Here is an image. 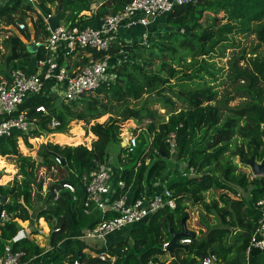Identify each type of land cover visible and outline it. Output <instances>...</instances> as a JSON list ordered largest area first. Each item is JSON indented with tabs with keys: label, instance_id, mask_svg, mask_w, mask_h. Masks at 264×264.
Listing matches in <instances>:
<instances>
[{
	"label": "trees",
	"instance_id": "trees-1",
	"mask_svg": "<svg viewBox=\"0 0 264 264\" xmlns=\"http://www.w3.org/2000/svg\"><path fill=\"white\" fill-rule=\"evenodd\" d=\"M130 1L103 0L94 8L92 0H39L41 13H38L36 37L49 34L43 14L51 13L53 5L57 9L61 6V20L81 25L100 22L102 17L118 12ZM230 5L256 10L264 6V0H197L176 5L150 26L146 43L141 37L142 32L133 42L122 36L123 30L116 36L114 45L108 51L114 56L109 68L112 77L96 89L101 98L84 95L69 103H57L58 100L52 96L38 94L28 98L21 106L31 116L39 118V126L31 133H14L1 139L0 155L22 157L20 137L31 145V137L66 132L71 120L90 121L105 113H113V103L120 102L124 103L118 114L122 120H151L144 131L147 136L139 140L135 153L128 160L120 158L121 171L117 173L126 183L124 191L128 192L130 200L153 194L146 193L148 190L155 191L156 185L163 179V173L170 166L169 157L174 154L178 159L190 153L187 159L189 165L196 166L198 172H202L197 175L175 173L165 180V186L173 191L176 207H161L148 220L132 226L131 238L109 247V257L101 259L98 255L101 248L94 249L85 240L70 236L93 226L104 216L101 211L85 212L86 190L80 175L95 169L96 163L104 162L111 151H117L119 155L125 152L126 148L117 138L121 125L108 120L95 123L92 129L97 139L90 148L84 144L61 146L50 141L42 143L34 169L30 164L21 163L24 178L0 184V202L3 196H7L3 209L10 215L8 220L0 223L1 237L13 239L17 236V219L28 221V225L33 228L30 235L17 238L14 242L13 250L23 251V260H29L44 250L37 241L38 223L44 219L49 227V243L60 244L55 251L46 253L47 256L51 255L52 264H74L75 260H79L80 264H148L150 261L164 264L160 262L159 256L168 252L163 249V244L172 238L170 229L181 230L183 217H188L189 204H202L217 215L220 224L190 237V243L174 247V258L169 264H202L203 258L211 254L222 258L226 264L246 262L245 251L258 224L259 209L256 202L264 197V175L255 176L253 167L244 162L250 167L251 175H254L250 177L247 170H242L230 159L225 160L224 176H219L213 166L221 161L230 150L232 140L237 137H241L242 144L236 143L238 153L234 155L240 154L242 161L250 156H254L256 161L264 159V60L246 59L243 54L230 58L227 74L234 84V91L219 96V91L205 80L206 76L216 80L219 71L211 68L207 58H202L204 47L214 38L217 26L229 19V15H222L221 12ZM30 10L36 11L27 0H10L0 5V31L6 30L4 24H15L19 31L11 29L2 40L0 75L9 76L14 69L32 72L36 69V61L43 55L42 46L32 47L34 50H31V43L21 37V34L27 39L31 37L27 32V23L25 29L17 25L25 21ZM84 10L93 13L87 15L83 13ZM16 15L20 20H16ZM142 29L145 30L144 27ZM256 34L260 42L264 43V22L258 24ZM103 54L94 51L95 58ZM88 60L85 56L79 64H85ZM241 60L245 61V65L241 64ZM166 87L175 92L187 106L177 111L175 101L163 94ZM153 91L157 93L156 98L162 100L163 107L169 108L168 118L159 124L156 122L159 116L156 110L145 105L131 107L128 104V100H140L145 93ZM236 97L243 98V102L231 105L230 101ZM149 99L151 97L147 98L146 103ZM80 102L81 105H78ZM38 105H45L49 113L37 112ZM53 116L59 121L56 127L52 126ZM201 130L204 131L203 147L191 149L193 138ZM172 132L177 139L174 153L170 152L167 141ZM59 138H63V135ZM245 147L248 152H244ZM57 156L61 162L57 161ZM42 169L48 171L52 178L45 193V178L39 175ZM236 170L239 172L236 173ZM65 182L73 183L75 190L63 187ZM238 186L247 191L250 203L245 196L235 199L228 194V191L238 194ZM212 188L223 189L224 192L219 198L207 201L205 192ZM56 191H59L58 195ZM121 193L122 189H118L116 195L120 196ZM112 216V212L105 214L107 218ZM232 227L239 231L238 236L232 243L226 244V236L232 233ZM66 242L73 244L62 245ZM87 248L95 254L89 255ZM4 251L5 246L0 242V255ZM41 259L44 261L47 257ZM254 260L256 264H264V252L256 254Z\"/></svg>",
	"mask_w": 264,
	"mask_h": 264
},
{
	"label": "built area",
	"instance_id": "built-area-1",
	"mask_svg": "<svg viewBox=\"0 0 264 264\" xmlns=\"http://www.w3.org/2000/svg\"><path fill=\"white\" fill-rule=\"evenodd\" d=\"M10 0H0V5ZM38 10L37 0H27ZM197 0H131L121 10L102 17L95 25L73 24L60 22L54 30L49 24V17L54 13L43 14L49 34L43 40L33 42L42 46L43 55L36 61V69L32 72L24 69H14L9 76L0 75V140L12 136L14 133L28 134L38 128L39 118L31 116L27 109L21 106L28 98L34 95L43 94L48 96H59L64 101H73L83 97L84 94L96 90L103 81L109 80L112 74L109 68L114 61L108 51L114 45L116 36L123 30L136 26H143L142 32L144 43L147 42L149 31L159 17L172 11L176 5L189 3ZM41 12V10H40ZM20 29L26 28V23H18ZM78 51L86 52L84 57L89 58L85 64L72 65L69 59L74 57ZM94 51L104 53L102 57L95 58ZM83 58V57H82ZM37 112L48 114L45 105H38ZM52 126L59 124L58 119L51 118ZM167 141L170 145V152L177 150V139L175 133H170ZM126 151L135 152L139 145L136 134H130L123 141ZM61 162L60 157H56ZM105 159L104 162H97L96 168L86 171L80 175V179L86 190L84 210L86 213L101 211L104 216L93 226L85 228L81 233L71 235L74 239H105L112 232L119 231L127 226H134L150 218L159 208L169 205L176 207V200L173 191L164 187L162 191L154 192L149 196H142L130 200L128 192L124 191L125 181L121 176L114 178V166ZM184 175H193V166H188L181 171ZM63 187L74 191L75 185L65 182ZM122 189L120 196L117 190ZM59 194V191H56ZM116 195V196H115ZM259 209L257 227L253 230L250 242L246 248V262L252 263V255L257 252H264V197L256 202ZM112 212L114 216L105 217L106 213ZM8 220V214L2 209L0 223ZM16 238V237H15ZM0 241L5 246V251L0 255V264H32L33 258L23 260V251H14L15 239H4L0 234ZM183 243H190V237L182 239ZM169 241L163 244L167 250ZM60 245V244H58ZM58 245L47 244V247L36 254L42 256L55 251ZM168 251V250H167ZM101 259L109 257L108 248L100 250L98 254ZM113 259V256H111ZM218 260L214 254L203 258L202 264H214ZM74 264H80L75 260ZM148 264H155L149 262Z\"/></svg>",
	"mask_w": 264,
	"mask_h": 264
},
{
	"label": "rangeland",
	"instance_id": "rangeland-1",
	"mask_svg": "<svg viewBox=\"0 0 264 264\" xmlns=\"http://www.w3.org/2000/svg\"><path fill=\"white\" fill-rule=\"evenodd\" d=\"M93 1V7L97 8L101 1L103 0H92ZM37 4L39 7V0H37ZM33 7H35L33 5ZM35 10L28 11V16L25 19V23H27L29 29L27 30L28 33L31 34L30 39H27L24 35L21 34V37L28 43H33L36 41V39L43 40L44 36L36 37L38 32V13H41L40 10L35 8ZM40 9V7H39ZM57 6H52V13L57 12ZM84 14L90 15L93 13V11L84 10ZM222 15L227 14L229 15V19L224 20L222 23H220L217 26L216 33L214 38L205 45L204 52L202 54V58H207L209 63H211V68L214 71H219L217 73V79L214 80L211 76L205 78L206 81H208L211 85L214 86L215 89L219 91V96L224 95L225 93H233L234 91V84L231 82V80L228 78V67H229V60L230 58H233L237 54H243L245 55L246 59H254L258 58L259 60H264V43L260 42V40L257 38L256 29L260 22H264V6L259 7L256 10H249L248 8H245L243 6H237V5H230L225 7L222 12ZM16 20H20L19 16L16 15ZM64 20V19H63ZM65 23L67 22L64 20ZM41 22V20H40ZM18 25V24H17ZM3 27L6 30L0 31V48L2 49V40L5 36H7L10 32L8 31H17V27L15 24L11 25H3ZM19 27V26H18ZM10 29V30H9ZM136 40V37L129 39V41L133 42ZM128 41V40H127ZM4 51V49H3ZM86 52L78 51L75 53L74 57H71L69 59V63L71 61L75 62V64H79V62L83 59L84 54ZM122 54L126 52H121ZM127 57V56H126ZM241 64L245 65V61L241 60ZM175 81V80H174ZM163 90V94L168 95V97H171L175 101V108L177 111H179L181 108H185L187 104L181 100L178 95L173 92L172 90L167 89ZM175 88V86H174ZM84 95H92L97 96L101 98L102 96H99L97 91H91ZM83 95V96H84ZM54 99H57L60 103L64 101L62 97L59 96H52ZM151 97L149 99L148 103L147 98ZM157 93L156 91L151 92L150 94L145 93L143 98L140 100H134L130 99L128 100V104L131 107H141L142 105H145L146 107H150L154 110H156L159 114L156 118V122L162 123L164 120H166L169 116V108L163 107L165 106L161 99H157ZM156 98V99H155ZM107 99V98H103ZM243 102V98L236 97L235 99L230 101L231 105L239 104ZM65 103H69V101H65ZM78 105H81V102L78 103ZM124 103L120 102H114L112 106V112L105 113L101 115L98 118L91 119L90 121H86L85 119H73L71 120L67 125V131L66 132H51L47 135L42 136H36L29 138V142L31 145L27 144L25 140L20 137L19 138V148L22 153V157H16V156H3L0 155V184H8L13 183L14 179H18L21 181L24 178V175L21 174V163L30 164L32 169H34L37 166L38 163V155L37 152L39 148L41 147L42 143L45 142H53L57 143L61 146L64 145H78V144H84L88 148L92 146V142L97 139V135L92 129V126L95 123H105L108 121H114L116 124L121 125L118 129L117 138L118 141H124L127 136L130 134H136L138 137V141L142 139V137L145 138L147 134L144 132L145 128L151 123V120L149 119H125L122 120L120 117H118L120 109H123ZM111 115L113 117L109 118ZM203 130L197 132L196 136L193 138V142L191 144V149L193 148H202V134ZM63 138H59V136H62ZM65 136V137H64ZM200 141V142H199ZM242 144L241 137L234 138L230 145V150L224 155V157L219 161L218 163L214 164V169L216 173H218L219 176H224V171L226 169L227 162L226 159H230L233 161V163L238 164V167H242V170H247L250 175V177L254 176L251 175V169L250 167H247L245 163H248L247 160L252 159L253 156H250L246 161H242L241 158H243L240 154L234 155L237 151V146ZM244 152H248L247 147H245ZM135 152L129 153L125 150V152L121 153L120 155L117 154V151H111L110 157L108 159V162H111V164L114 166V171H121V160L123 159L128 160V157H131V154ZM190 157V153H187L186 155L181 156V158L176 157V154L169 157L170 166L165 170L163 173V179L167 181L172 174L180 173L181 171L185 170L189 165L188 160ZM242 161V162H241ZM149 162V160H147ZM260 163L261 161H257ZM191 167V166H190ZM195 170V174L197 175L202 172H198L197 167L193 166ZM57 173V170H54ZM239 171L236 170V173ZM254 173V171H253ZM40 176H43L45 178V183L43 186V192L45 193L47 191V184L50 181L51 176L48 171L45 169H42L39 172ZM117 175H119L117 173ZM241 194L235 195L232 192H229L232 197H239L243 198L244 196L247 197V191H245L243 188H240ZM224 191L223 189H211L207 191L206 198L208 201H211L213 199H217L220 197L221 192ZM250 199V198H248ZM250 201V200H249ZM188 211V217H186V226L188 229H191L196 234H201L202 231H207L208 228L217 226L220 224V221L217 218V215L214 212H209L203 205H192L190 204L187 208ZM10 215H8L9 219ZM19 222V228L20 227H29L28 221H23L21 219H17ZM44 219H40L38 223L39 228V234L37 235V241L39 245H42L43 249L47 247V244L49 243L48 237H49V231H48V225L46 222H42ZM130 226H127L124 229H127ZM238 235L234 234V236L229 237V240L237 238ZM103 240L104 239H85V242L89 244L92 248H103ZM73 241V240H71ZM1 242V241H0ZM2 243V242H1ZM68 244V245H67ZM72 242H66L62 245H72ZM106 245V244H105ZM87 252L89 255L95 254L90 248H87ZM169 254V252H167ZM155 264H158L156 262H153Z\"/></svg>",
	"mask_w": 264,
	"mask_h": 264
},
{
	"label": "crops",
	"instance_id": "crops-1",
	"mask_svg": "<svg viewBox=\"0 0 264 264\" xmlns=\"http://www.w3.org/2000/svg\"><path fill=\"white\" fill-rule=\"evenodd\" d=\"M61 23L62 24H64L65 23V21L64 20H61ZM98 22H95V21H93V22H88V23H84V24H86V25H95V24H97ZM151 26V25H150ZM150 26L148 27V29H150ZM143 28V26H136V27H132V28H128V29H123V32H122V36L125 38V39H127V40H129V39H131V38H134V37H136V39L137 38H139L140 37V34H141V32H143V31H145V30H143L142 29ZM143 30V31H142ZM113 59H114V56H113ZM69 64H72V65H77V64H75V62H73V61H71V63H69ZM115 176H117V173H116V171H114V177ZM165 187V178L164 179H161V181H160V183L158 184V185H156V187H155V191L154 192H157V191H160V190H162L163 188ZM212 189H215V188H212ZM211 190V189H210ZM209 191V190H208ZM154 192H151L150 190H148L147 191V193L146 194H152V193H154ZM207 192V191H206ZM205 192V193H206ZM224 191H222L221 193H223ZM229 192H231V191H228V194L231 196V194L229 193ZM241 192V191H240ZM238 193V194H241V193ZM233 193V192H232ZM235 195H237V193H234ZM206 195V194H205ZM232 197V196H231ZM232 198H235V197H232ZM238 198V197H237ZM237 198H235V199H237ZM247 199H248V197H247ZM206 200H207V198H206ZM250 199H248V201H249ZM208 201V200H207ZM249 203H250V201H249ZM190 205V204H189ZM199 205H202V204H199ZM204 207V206H203ZM96 212V211H95ZM218 218V217H217ZM43 221V220H42ZM43 222H45V221H43ZM233 228H235V227H232V229ZM33 228L29 225V227H25V226H23V227H20L19 229H18V234H17V236H16V238H14L15 240L17 239V238H20V237H24V236H28V235H30V232H31V230H32ZM131 227H128L127 229H121V230H119V231H115V232H112V233H110L109 235H107V237L103 240V245H104V247L103 248H108L109 249V247H111V246H114L115 244H117L118 242H125V241H128L130 238H131ZM191 230V229H190ZM48 231H49V228H48ZM238 233H239V231L235 228V229H233V231H232V233H229L227 236H226V239H225V241H226V244H230V243H232L233 242V237H232V239L231 240H229V237H231V236H234V234H236V235H238ZM48 240H49V237H48ZM49 244V243H48ZM106 244V245H105ZM40 246H42V245H40ZM102 248V249H103ZM259 252H257L256 250L253 252V255H252V263L251 264H256V262H255V256H256V254H258ZM48 254V253H47ZM47 254H45V255H43V256H34V259H33V263L32 264H52L53 262V259H52V257H51V255H49V256H47ZM43 257H47V259L46 260H44V261H42V259L41 258H43ZM114 258V257H113ZM172 258H174V257H172L171 255H170V253L169 254H167V253H165V254H162V255H160L159 256V259H160V262H164V264H169V263H171L172 262ZM150 262H154V261H150ZM159 264V263H158ZM214 264H226L225 263V261L222 259V258H218V260L214 263Z\"/></svg>",
	"mask_w": 264,
	"mask_h": 264
},
{
	"label": "water",
	"instance_id": "water-1",
	"mask_svg": "<svg viewBox=\"0 0 264 264\" xmlns=\"http://www.w3.org/2000/svg\"><path fill=\"white\" fill-rule=\"evenodd\" d=\"M61 16H62V8L61 6L58 7V10L56 13H54L52 16L49 17L48 21L49 24L51 26V29L54 30L57 26H59L60 22H61ZM37 46L36 44L32 43L30 45L31 50H34L32 47ZM124 142L122 143V145L124 146ZM248 164H250L253 167V171L256 175H264V159L261 160L260 163H258L255 159V157L253 156L252 159L247 160ZM7 200V196H3L2 197V201L0 202V214L1 211L3 209V205L5 204ZM235 229V228H233ZM171 233H172V238L169 241L167 250L170 253V255L172 257H174V247L178 246V245H182V239L187 238V237H194L196 236V233L190 229L187 228L186 226V217H183L182 219V228L180 231H176L174 229H170ZM1 234V231H0Z\"/></svg>",
	"mask_w": 264,
	"mask_h": 264
},
{
	"label": "clouds",
	"instance_id": "clouds-1",
	"mask_svg": "<svg viewBox=\"0 0 264 264\" xmlns=\"http://www.w3.org/2000/svg\"><path fill=\"white\" fill-rule=\"evenodd\" d=\"M121 143H123V141H122ZM122 146H123V145H122ZM137 148H138V147H137ZM135 151H136V150H135ZM109 157H110V156H109ZM119 175H120V174H119ZM119 175H117V176H119ZM117 176H115V178H116ZM100 219H101V218H100ZM100 219H99V220H100ZM182 243H183V242H182ZM103 249H104V248H103ZM101 250H102V249H101Z\"/></svg>",
	"mask_w": 264,
	"mask_h": 264
}]
</instances>
